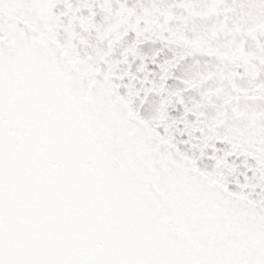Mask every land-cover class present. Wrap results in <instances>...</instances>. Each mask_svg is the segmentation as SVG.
I'll list each match as a JSON object with an SVG mask.
<instances>
[{"label":"snow or ice","instance_id":"obj_1","mask_svg":"<svg viewBox=\"0 0 264 264\" xmlns=\"http://www.w3.org/2000/svg\"><path fill=\"white\" fill-rule=\"evenodd\" d=\"M0 264H264V0H0Z\"/></svg>","mask_w":264,"mask_h":264}]
</instances>
